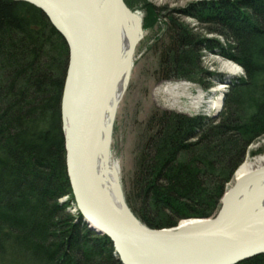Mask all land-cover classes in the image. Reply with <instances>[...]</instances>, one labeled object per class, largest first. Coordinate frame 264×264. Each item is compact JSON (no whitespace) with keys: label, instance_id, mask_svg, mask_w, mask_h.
Here are the masks:
<instances>
[{"label":"trees","instance_id":"16d2710c","mask_svg":"<svg viewBox=\"0 0 264 264\" xmlns=\"http://www.w3.org/2000/svg\"><path fill=\"white\" fill-rule=\"evenodd\" d=\"M199 4L211 12L200 18L230 35L221 52L249 82L231 89L218 116L151 114L143 154L149 151L139 161L148 200L140 217L155 228L162 225L160 205L172 225L180 216L215 214L225 180L264 133V0ZM195 6L189 14L200 12ZM167 27L160 68L200 73L198 45L212 49L214 41L200 40L184 23ZM68 56L64 37L40 8L0 0V264H122L107 235L93 236L57 201L72 192L59 109ZM236 264H264V254Z\"/></svg>","mask_w":264,"mask_h":264},{"label":"bare ground","instance_id":"6f19581e","mask_svg":"<svg viewBox=\"0 0 264 264\" xmlns=\"http://www.w3.org/2000/svg\"><path fill=\"white\" fill-rule=\"evenodd\" d=\"M63 1L73 8L81 22L78 27L68 26L69 23H65L75 43L76 56H74L73 72L70 73L65 91L63 124L64 129L69 130L71 134L70 141L74 148L75 161L82 169L85 183L90 186L85 196H82V200L87 202L88 213L102 226L107 223L109 226L119 224L116 216L109 212L103 200L113 212L117 210L126 217L124 222H133L135 219L125 202L119 166L114 158L112 144L116 115L123 94L129 85L135 49L143 36L141 18L131 12L123 0H97L103 20V28H100L98 24H92L91 10L84 0ZM220 62L221 68L227 71V77L237 76L242 71L232 61L221 60ZM80 81L86 88L83 86V93L79 97ZM188 86L189 84L185 82H169L159 87L158 92L167 94L168 100L172 101V106L182 104V97H186L187 105L192 108L204 106L205 110L210 112L221 107L224 85L213 89L214 95L218 93L216 97L211 95L207 99L204 92L199 90L195 95ZM94 98H97L95 111L99 109V112L94 118L93 114H90L86 120L79 114V110L82 109L80 105L86 107L89 100L88 107L92 109ZM182 107L179 105L180 109ZM65 163L68 168L67 158ZM262 167H264V155L257 156L253 160L245 159L235 171L234 184L245 175ZM72 201L74 210L84 222L86 217L81 214L76 199ZM204 218L203 216L188 217L180 221L177 228L195 223L202 224ZM223 221L218 227L208 231L210 232L208 240L221 242V244L235 241H264V173L246 182L233 196L229 212ZM118 248L124 257L131 258L137 264H173L175 258H179L178 255H185L190 262L196 259L195 251H186L182 247V251L179 249L180 252L167 242L154 245L126 240L119 241Z\"/></svg>","mask_w":264,"mask_h":264},{"label":"rangeland","instance_id":"374dc122","mask_svg":"<svg viewBox=\"0 0 264 264\" xmlns=\"http://www.w3.org/2000/svg\"><path fill=\"white\" fill-rule=\"evenodd\" d=\"M17 1V0H15ZM24 1V0H20ZM126 7L131 10V12L135 13L139 18H141V29L143 32V36L140 38L139 44L135 49V55L133 59V66L130 71V81L125 93L123 94V98L120 102V107L117 112V119L113 126V139L114 142L112 144V150L114 151L115 161L118 163L119 171H120V182L122 184V190L124 193L125 202L128 206V209L131 214L135 218H137L141 223V214L146 215V196L143 189V181L140 177V162L141 158L147 153L149 149L143 154L144 151V142L146 140L147 133V123L148 119L151 117V114L156 113L157 115L161 112H176L180 114H188V115H197L201 114L206 117L208 116H218L220 111L224 107L225 99L228 96L229 92L232 91L233 88L243 89L248 82L249 79L244 78V68L239 63H236L235 60L225 57L222 54L221 49L225 47L227 43H230L228 32H225L217 26V25H209L207 21L203 20L200 17L207 16L211 12H209L208 7L206 8L204 5L200 6V1L202 0H123ZM209 3L217 0H206ZM27 2V1H25ZM29 2V1H28ZM31 3V2H30ZM33 4V3H32ZM144 4H147L144 7ZM34 5V4H33ZM148 5L150 7H148ZM196 5V6H195ZM35 6V5H34ZM200 7V12H196L195 15H191L190 9L193 7ZM37 7V6H35ZM147 7V8H146ZM201 7H204L203 9ZM41 9V8H40ZM42 11V10H41ZM45 14V12L43 11ZM46 15V14H45ZM153 21V22H152ZM50 22V21H49ZM171 22H175L176 24L182 25L185 24V29L190 31L191 34H195L199 37L200 40L204 41L205 39H210L214 41L213 48L209 49L203 44L198 45L200 50V61H201V70L198 72H190L187 76H178V73L174 72L170 73L166 70V67L162 69L159 66V55L161 54L160 44L163 42H167L169 39L167 33L165 32ZM206 27L213 29L212 31L206 30ZM58 31V30H57ZM63 36V34H62ZM64 37V36H63ZM65 39V38H64ZM66 41V40H65ZM229 41V42H228ZM67 43V42H66ZM68 44V43H67ZM68 54H69V45H68ZM70 56V54H69ZM69 56L67 60V67L64 73V83H63V91L61 93L60 100V120L62 122V130H63V140L65 141V133L63 124V105H65L66 98L64 97L65 91V81L68 74L69 68ZM221 60H229L239 66L242 71L237 76L227 77V71L221 68ZM168 75V76H167ZM169 82H180V83H188V88L195 95L200 91L205 93L206 99L209 96H214L213 89H216L220 85L223 86V94L221 97V107L218 110H212L207 112L204 106H200L196 108H192L187 105L188 99L186 97H182V104H175L172 106V101L168 100V96L165 93L158 92V88L162 87L164 84ZM219 92V91H218ZM244 102L251 104L250 101L242 99ZM179 105L183 107L180 109ZM249 151L251 153H249ZM64 157L66 158V141L64 143ZM249 153V154H248ZM264 155V133L253 139V141L246 148L244 153V157L242 158L241 163L245 159L253 160L257 156ZM240 163V164H241ZM239 164V165H240ZM238 165V167H239ZM237 167V168H238ZM235 168L232 171V174L229 176L224 183V192L220 197L219 207L216 208L215 214L211 217H205L206 219H213L218 213L219 209L222 206V197L225 194V191L233 186L235 181ZM70 182V180H69ZM72 189V187H71ZM73 195V196H72ZM73 198V199H72ZM75 199V195L71 192V195H62L57 200L59 203H64L65 210L68 213V216L73 217L74 221L80 219V216L74 210L73 201ZM145 201V202H144ZM156 213L157 218L160 224L157 228L153 226H149L153 229H169L170 227H177L180 224V221H184L187 219L186 217H181L177 220L176 225H172V220L167 223V218H169L170 213L165 210ZM160 214V215H159ZM195 217V216H193ZM204 217V216H203ZM204 218V219H205ZM33 219V218H32ZM36 220V219H35ZM85 222V221H84ZM86 227H88V224ZM144 224V223H143ZM145 225V224H144ZM147 226V225H146ZM147 226V227H148ZM78 228V227H77ZM80 228V227H79ZM91 230V229H90ZM94 232L93 236H100L99 233ZM80 232V230H79ZM85 232L84 230L82 231ZM102 236V235H101ZM114 248V247H113ZM9 253V252H8ZM113 256L118 258L120 262L123 264L121 258H119V254L114 248L112 252ZM257 256V255H256ZM15 258V257H12ZM66 258L62 256L61 260ZM24 260V259H23ZM67 260V259H66ZM247 260V259H246ZM63 262V261H62ZM12 264H24V262L20 259L17 263L11 262ZM60 263V262H58ZM91 263H94L93 261ZM238 263V262H237ZM61 264V263H60ZM79 264H83V261L79 262Z\"/></svg>","mask_w":264,"mask_h":264},{"label":"water","instance_id":"95a60500","mask_svg":"<svg viewBox=\"0 0 264 264\" xmlns=\"http://www.w3.org/2000/svg\"><path fill=\"white\" fill-rule=\"evenodd\" d=\"M33 3L38 8H41L42 11L45 12L48 20L52 22L55 28L63 34L66 42L69 45V68L68 74L65 81V91L69 82L70 73L73 72L74 68V47L75 43L72 39L71 33L67 30L65 23H69V25L79 26L81 22L76 16V12L71 8L68 4H66L63 0H24ZM86 6L88 5L91 10V20H93L92 24H98L100 28H103V20L101 18L100 9L98 7L97 0H84ZM55 6V10H54ZM77 23H75V22ZM80 93H83L84 83L80 81ZM85 87V86H84ZM86 88V87H85ZM64 91V97H65ZM91 98H89L90 100ZM86 100V98H85ZM88 100V102H90ZM92 101V99H91ZM87 102L85 105H80L82 109L79 110V114L82 118L88 117L90 114L94 116L97 115L99 109L95 111L97 108V98H94L92 102V109H90L89 103ZM100 108V107H99ZM90 119V118H89ZM69 131V130H68ZM66 130L65 133V141H66V158L68 163L67 172L69 174L70 184L72 185L73 194L75 195L76 204L79 206L81 214L86 217V222L88 223V227L91 230L99 233L100 235L106 234L111 241L113 242V246L119 254V258H121L123 264H137L131 258H126L120 253V248H118L119 241H140L142 243H151L156 245V243L167 242V244L176 248L177 250H181V248H185L186 251L190 250L195 251L196 259L190 262L185 255H178L179 258H175L173 264H236L237 262H241L246 260L247 258L256 256L258 254H264V241L262 242H231L221 244V242H213L208 240V235L210 234L211 229L218 227L229 212L230 205L233 200V196L242 188V186L253 179L255 176L264 173V167L260 169L254 170L247 175H245L241 180H238L233 187H231L228 192H226L222 197V206L219 209V213L213 217V219H204L202 224H191V226H180L170 227L169 229L161 228L159 230L147 227L143 223H141L137 218L134 217L135 221L133 222H124L125 218L120 212L117 210L112 211V208L103 200L102 202L109 209V212L112 215H115L118 223L114 226H109L107 224H100L93 216H91L87 209L88 205H86V201L82 200L85 196L87 190H89L90 186L85 183L84 175L82 173V169L78 166L79 163L75 161V152L72 146L71 134ZM88 189H87V188ZM130 212V211H129ZM133 215V214H132ZM208 220V221H205ZM107 225V226H106ZM263 239V238H262ZM179 250V251H180ZM182 251V250H181ZM180 251V252H181ZM139 264V263H138Z\"/></svg>","mask_w":264,"mask_h":264}]
</instances>
